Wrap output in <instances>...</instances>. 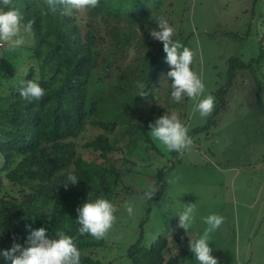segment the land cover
I'll return each mask as SVG.
<instances>
[{
  "label": "trees",
  "instance_id": "obj_1",
  "mask_svg": "<svg viewBox=\"0 0 264 264\" xmlns=\"http://www.w3.org/2000/svg\"><path fill=\"white\" fill-rule=\"evenodd\" d=\"M189 1L182 2L183 15ZM15 3L23 23H35L33 42L16 52L4 50L2 56L6 70L0 72V264H11L3 253L14 243L27 247L30 232L41 227L50 239H58L57 231L71 236L81 252V264H114L117 258L99 257L98 251L108 247L106 237L96 240L79 233L77 208L99 197L116 207L114 201L123 191L125 196L139 193L126 184L122 170L134 163L136 143L155 148L149 124L163 116L164 107L157 110L161 114L152 110L145 115L141 110L148 100L157 102L156 90L168 63L162 42L153 39L150 30L158 29L160 17L173 27L170 17L177 11L176 2L99 0L98 7L85 9V32L80 10L64 15L58 8L42 15L41 9L47 7L44 0ZM190 36L181 24L173 39L190 49ZM135 40L138 48L133 46ZM231 61L239 64L216 91L219 103L205 125L188 132L190 137L215 123L239 70L255 74L256 104L264 111V53L248 63L237 58ZM27 80L45 90L39 102L20 96L22 82ZM138 81L149 95H138ZM165 101L172 108L167 97ZM186 117L183 112L182 118ZM88 127L100 132L83 144L90 152L85 157L78 139ZM120 133L125 142L118 145ZM172 153L177 157V152ZM164 173V169L158 171L157 189L163 186ZM69 174L78 181L65 188ZM150 211L148 207L137 239L127 247L128 264H183L190 252L181 237L167 234L151 243L146 240L143 226Z\"/></svg>",
  "mask_w": 264,
  "mask_h": 264
},
{
  "label": "rangeland",
  "instance_id": "obj_2",
  "mask_svg": "<svg viewBox=\"0 0 264 264\" xmlns=\"http://www.w3.org/2000/svg\"><path fill=\"white\" fill-rule=\"evenodd\" d=\"M174 1L177 11L170 17L173 28L177 30L183 24L184 33L191 35L188 46L195 53L192 70L205 85L204 95L215 97L216 107L219 103L216 91L224 87L231 68L239 64L231 60L237 58L248 63L264 53V0H190L184 15L183 0ZM80 16L81 29L85 32V9L80 10ZM154 17L155 13L151 17L153 22ZM24 36L23 47L33 42L32 33ZM133 46L139 47L136 40ZM4 50H8L7 45L0 46V72L6 70L2 64ZM261 67L264 70V63ZM168 71L169 65L161 74L157 102L148 100L141 111L145 115H150L152 110V114L163 115L175 112L189 131L205 125L210 116L193 113L194 101L185 97L176 103L171 97ZM254 75L247 69L237 72L225 96L226 106L219 110L215 123L207 131L194 134L191 147L177 157L153 139L155 148L144 142L135 144L134 163L123 168L122 178L139 193L125 196L123 191L114 201L117 219L106 236L108 247L114 248L100 249L99 257L105 255L107 261L117 258L114 264H128L127 247L137 239L141 221L151 207L150 218L143 226L149 243L174 234L182 238L189 250L190 239L198 238L207 227L203 218L218 214L224 217V223L210 234L209 242L218 264H264V111L256 104ZM166 97L173 103L172 108L166 107ZM160 106L165 111L159 113ZM183 112L187 113L186 118H182ZM99 132L98 128L88 127L78 139L85 157L90 152L83 144ZM117 138L118 145L125 142L121 133ZM160 169L165 171L163 186L150 202L145 192L154 186ZM125 202L133 205L132 215L124 209ZM184 204H195L197 209L196 219L187 233L178 227V213ZM189 252L183 264H199Z\"/></svg>",
  "mask_w": 264,
  "mask_h": 264
},
{
  "label": "clouds",
  "instance_id": "obj_3",
  "mask_svg": "<svg viewBox=\"0 0 264 264\" xmlns=\"http://www.w3.org/2000/svg\"><path fill=\"white\" fill-rule=\"evenodd\" d=\"M44 4L47 7L41 9L42 15H47L49 11L55 13L58 8L62 14L68 15L73 9L96 8L99 0H44ZM23 21L24 16L15 0H0V46L7 45L10 52H16L25 44L24 33H31L35 21ZM157 25L158 29L150 30V35L163 44L166 62L170 66L167 78L172 81L171 97L176 103L182 102L185 97L189 98L195 102L193 113L209 117L215 108V97L211 94L204 95L205 85L201 77L192 70L194 51L185 47L181 41L173 39L175 29L166 18L160 17ZM136 87L140 90L138 95H149L144 83L138 81ZM19 94L29 102H39L45 96V90L38 82L27 80L22 82ZM149 128L151 138L169 152L181 153L193 143L188 127L175 112L157 118L154 123L149 124ZM77 181L76 175L69 174L64 186L67 188L68 184L74 185ZM156 191L157 187L153 186L145 192V196L151 199ZM124 209L129 215L134 213V207L129 202L124 203ZM116 211L115 205L106 198L99 197L94 201L88 199L77 208L79 233L89 234L96 240L104 239L116 222ZM196 212L195 204H184L183 210L178 213V227L187 233L196 219ZM203 221L207 227L198 238L190 239L189 250L199 264H218L217 258L212 255L213 249L209 246L210 234L221 227L224 217L210 214ZM57 236L58 239L48 238L43 227L32 230L27 247L14 243L3 255L11 264H81V252L74 239L62 231H57Z\"/></svg>",
  "mask_w": 264,
  "mask_h": 264
}]
</instances>
